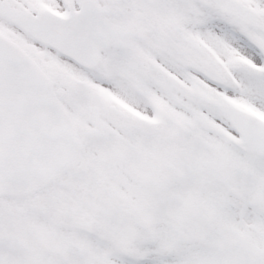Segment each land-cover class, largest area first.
Instances as JSON below:
<instances>
[{
    "label": "snow or ice",
    "instance_id": "snow-or-ice-1",
    "mask_svg": "<svg viewBox=\"0 0 264 264\" xmlns=\"http://www.w3.org/2000/svg\"><path fill=\"white\" fill-rule=\"evenodd\" d=\"M0 264H264V0H0Z\"/></svg>",
    "mask_w": 264,
    "mask_h": 264
}]
</instances>
